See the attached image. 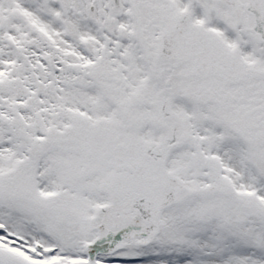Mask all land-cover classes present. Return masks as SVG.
<instances>
[{
    "label": "snow or ice",
    "instance_id": "obj_1",
    "mask_svg": "<svg viewBox=\"0 0 264 264\" xmlns=\"http://www.w3.org/2000/svg\"><path fill=\"white\" fill-rule=\"evenodd\" d=\"M0 264H264V0H0Z\"/></svg>",
    "mask_w": 264,
    "mask_h": 264
}]
</instances>
